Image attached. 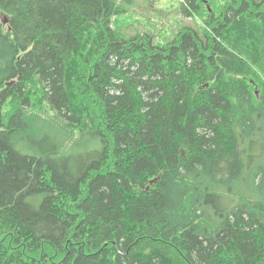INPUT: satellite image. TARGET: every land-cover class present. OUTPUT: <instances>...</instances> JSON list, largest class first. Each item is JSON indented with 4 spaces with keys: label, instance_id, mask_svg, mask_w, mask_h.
I'll return each mask as SVG.
<instances>
[{
    "label": "trees",
    "instance_id": "16d2710c",
    "mask_svg": "<svg viewBox=\"0 0 264 264\" xmlns=\"http://www.w3.org/2000/svg\"><path fill=\"white\" fill-rule=\"evenodd\" d=\"M209 1L0 0V264H264V0Z\"/></svg>",
    "mask_w": 264,
    "mask_h": 264
},
{
    "label": "rangeland",
    "instance_id": "374dc122",
    "mask_svg": "<svg viewBox=\"0 0 264 264\" xmlns=\"http://www.w3.org/2000/svg\"><path fill=\"white\" fill-rule=\"evenodd\" d=\"M210 1V4H207L210 12H212L213 9L215 10V12H218V7H220L226 0ZM156 10L158 12L161 11L164 14V20H160V17L156 14ZM177 10H181L180 0H134V2L129 6L128 12L123 13L119 16L116 27L119 30L134 33L147 31L149 28H152L150 23L151 21L157 22V24H159L157 25L158 30L160 31H158L157 33L156 41L159 42L163 41L164 37L174 34L172 31H169L170 28H174L176 26L177 29H179L182 24H190L192 26H195L197 24L200 25L201 23H203L199 16L195 15L194 19H192L191 17H184L183 15H180L181 13L176 14ZM236 28L237 24L231 32H233ZM174 30L176 32V29H173V31ZM231 42L237 44V47L246 50V48H244L243 45L239 42L234 40H231ZM243 59L248 60V57L245 56ZM68 143L70 144V142Z\"/></svg>",
    "mask_w": 264,
    "mask_h": 264
}]
</instances>
